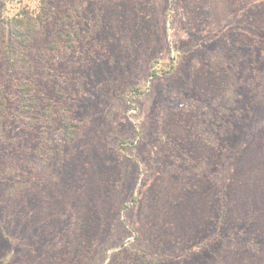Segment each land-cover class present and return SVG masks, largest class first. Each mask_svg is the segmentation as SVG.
I'll use <instances>...</instances> for the list:
<instances>
[{"label": "rangeland", "instance_id": "rangeland-1", "mask_svg": "<svg viewBox=\"0 0 264 264\" xmlns=\"http://www.w3.org/2000/svg\"><path fill=\"white\" fill-rule=\"evenodd\" d=\"M41 1H46L41 15L44 22L36 23L37 31L23 40L24 45L12 44L15 59H23L27 68L22 78L30 82L28 94L33 97L28 96L30 109L24 105L23 112L18 113L15 106L14 113L7 107V115L0 113V196L9 179L2 173V163L13 154L22 160V168L25 165L27 180L32 177L52 203L48 204L46 218L40 215L44 207L36 195L27 196L18 214L0 205V264H88L85 258L94 244L88 238V220L82 214L80 231L76 232L79 239L76 251L65 247L69 254L58 253L57 248L68 240L66 232L74 226L71 212L76 204L69 194L70 203H64L63 195V203L59 207L56 204L57 195L66 192L63 183L73 176L77 166L88 164L116 173L117 180L112 179L111 184L117 194L124 198L137 194L133 207L107 221L104 237L114 235V246L108 251L111 258H106L105 264H174L162 259L152 261V254L168 252L176 254L178 261L181 245L168 239L173 231L167 226L162 228L153 219L150 203L149 214L145 213L144 196L159 178H179L189 160L196 158L192 156L189 140L169 141L170 134L164 133L169 128L166 119L173 120L171 117L176 115L182 121L183 116L184 122L191 123L189 126L201 125V139L213 133L211 126L218 110L208 106L210 93L203 86L206 81L213 84L214 77L210 69L203 72L202 66L210 67L208 62L212 58L216 72L227 75L240 47V32L229 28L224 19L215 24L216 20L204 11V4H186L184 0H149V8L136 22L142 31L129 36L120 25L111 31L103 15L100 19L94 13V7L104 0H7L6 7L0 0V22L5 12L12 15L20 6L34 13ZM116 15L119 18L124 12ZM222 32L227 37L231 35L227 42ZM179 45L186 53L180 56L175 71L167 76L149 77L146 68L149 57L167 50L175 54ZM2 47L0 28V86L12 78L1 55ZM240 59L243 66L244 57ZM224 65L227 67L223 68ZM247 76L235 78L236 82L243 79L234 87L235 91L239 89L243 100L240 120L255 117L262 107V103L252 106L254 103L247 100L256 93L245 85ZM201 79L205 81L202 83ZM134 85L141 89L138 97L131 94ZM205 114L210 116L209 120L203 119ZM231 116L233 124L240 123L235 120V111ZM66 118L77 128L75 141L68 140L62 128ZM228 118L225 120L229 121ZM242 129L237 136L243 134ZM120 137L133 139L134 149L126 146L123 152L118 150ZM197 164L194 162L192 167ZM207 167L213 172L212 166ZM186 175L191 178L195 173ZM55 209L59 213L52 218L50 213ZM162 235L166 236L163 240ZM69 256L75 258L71 263L64 261Z\"/></svg>", "mask_w": 264, "mask_h": 264}, {"label": "trees", "instance_id": "trees-1", "mask_svg": "<svg viewBox=\"0 0 264 264\" xmlns=\"http://www.w3.org/2000/svg\"><path fill=\"white\" fill-rule=\"evenodd\" d=\"M1 1L6 7L7 0ZM184 1L186 4H204V11L216 20L215 24L224 19L229 28L237 29L240 32L238 36L240 47L234 53L227 75H222L220 71L216 72V68L212 67V62L215 61L212 58L208 62L210 67L202 66L203 72L206 73L210 69L214 77L213 84L206 81L203 86L210 93L211 100L208 106L216 107L218 110L211 126L212 134L201 139L199 137L201 125L191 127L189 126L191 123L184 122L183 116L182 121L176 119V115L171 117V119L174 117L173 120L166 119L169 128L164 133L170 134L169 141L174 142L177 139L185 143L184 140H189L191 145L187 146L191 149L192 156L196 158L195 161L189 160L179 178L170 176L159 178V182L153 184L150 192L148 190L145 193L144 203L147 207L145 213L149 214L150 203L155 214L153 219L163 226L162 228L167 226L170 232L173 231V235H169L168 239L181 245L178 261L175 260L176 254L172 252L161 255L149 253V256L153 255L151 257L154 263L162 259V262L174 261V264H264V0ZM45 3L46 1H41L38 10L34 9V13L20 6L14 14L5 12L1 18L0 28L3 37L1 55L8 63L7 68L10 69L9 74L12 77L0 86V113L3 115H7V107L14 113L15 106L18 113L23 112L24 105L29 109L32 107L28 104V96L31 95L28 94L30 82L22 78L27 68L23 59H15L16 49L12 44L24 45L23 40L37 31L36 23L44 22L41 15L44 13ZM149 6V0H104L100 6L94 7V13L100 19L103 15L111 31H115L120 25L129 36L142 31L137 25ZM120 11L124 12V16L116 18L118 16L116 13ZM223 38L227 42L231 35L228 37L225 35ZM185 53L186 49L179 45L175 48V54L167 50L161 55L149 57L146 65L148 76H167L173 73L181 61L180 56ZM242 56L246 62L243 66L240 65ZM226 67L224 65L223 68ZM244 74L248 75L245 85L249 90L256 92L253 98L247 100L254 103L252 106L257 104L259 106L262 103V107L260 114L256 113L255 117L240 120L239 109L243 100L241 101L239 89L235 91L234 87L243 81L240 78L236 82V76L244 77ZM199 81L203 83L205 80ZM130 90L134 97L141 94L138 85L132 86ZM32 97L31 95L30 99ZM4 98L7 102H4ZM206 101L205 104L208 102ZM234 111L237 114L235 120H240V123L233 124L231 114ZM209 117L205 114L203 119L209 120ZM226 117H229V121L225 120ZM71 122L72 120L66 118L62 128L66 138L75 141L78 139L77 128L70 125ZM242 127L243 134L237 136V131ZM205 140L209 142L206 143ZM126 146L134 149V140L120 137L117 149L123 152ZM196 161L198 164L192 167ZM209 165L212 166L213 172L207 167ZM23 168L22 160L19 161L13 154L2 163V173L5 172L9 179L0 196V205L18 214L17 210L26 203L27 196L36 195L40 197L39 203L44 207L40 215L44 214L46 218L50 210L48 204L52 203V200L48 193L33 182L32 177L27 180ZM206 168L207 172L202 174ZM111 171L113 170L95 169L93 164L79 165L73 176L63 183L66 192L64 190L62 196L57 195L59 203L56 204L59 207L63 203V195L64 203H70L69 194L74 196L73 204L76 206L71 212L74 226L68 230L69 233L66 232L68 240L57 248L60 255L69 254L65 247L71 248L72 252L76 251L79 242L76 232L80 231L82 214L84 219L88 220L86 230L88 238H91V244H94L85 258L89 261L88 264L97 262L105 264L106 258H111L108 251L114 246L112 245L114 235L104 237L107 221L115 219L118 214L124 213L137 202L136 193L125 198L116 193L115 186L111 184L112 179H116V173ZM187 173H195V176L190 178ZM52 212L51 217L57 218L59 211L55 209ZM87 215L90 217H86ZM124 221L123 219L120 222ZM128 229L131 230L130 227ZM4 235L11 239L8 234ZM165 237L162 235V240ZM47 247L51 245L48 244ZM74 259L69 256L64 261L71 263Z\"/></svg>", "mask_w": 264, "mask_h": 264}]
</instances>
